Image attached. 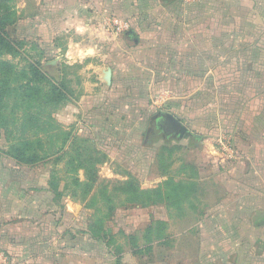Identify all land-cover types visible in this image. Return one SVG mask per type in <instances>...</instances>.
<instances>
[{"label": "crops", "instance_id": "crops-1", "mask_svg": "<svg viewBox=\"0 0 264 264\" xmlns=\"http://www.w3.org/2000/svg\"><path fill=\"white\" fill-rule=\"evenodd\" d=\"M30 5L33 15H26ZM20 9L18 25L31 27L34 40L51 43L67 66L93 75L81 106L89 132L114 133L109 126L137 91L161 85L169 97L171 88L192 81L187 88L197 90L199 105L238 118L241 128L228 130L222 147L212 145L221 137L213 139L206 124L189 130L185 112L157 111L141 136L144 143L193 144L194 169L184 164L178 171L179 184L193 186V195L181 200L178 226L194 235V264H264V0H23ZM144 74L151 79L146 87ZM159 112L158 120H175L191 137L160 135Z\"/></svg>", "mask_w": 264, "mask_h": 264}, {"label": "rangeland", "instance_id": "rangeland-1", "mask_svg": "<svg viewBox=\"0 0 264 264\" xmlns=\"http://www.w3.org/2000/svg\"><path fill=\"white\" fill-rule=\"evenodd\" d=\"M22 1L3 2L14 8L19 18L23 16ZM26 13L33 15L31 5ZM18 23L19 19L6 31L10 39L22 42L23 47L16 57L0 55V62L8 61L16 71L39 63L53 82H66L73 95L52 113L51 118L65 136H74L78 144L68 150L65 147L51 158L29 166L15 162L6 154L13 135L4 131L0 133V264H194V235L181 233L178 226L181 200L193 195L192 185L179 184L182 178H179L178 171L184 164L194 169L191 160L195 153L193 144L160 139H149L144 143L141 133L145 131L148 118L159 110L175 114L185 112L190 115V122L185 123L189 130L196 131L195 126L206 124L213 139L221 137L212 140V145L220 143L222 147L227 146L229 140L225 133L241 128L238 118L232 117L230 112L217 111L220 106L199 105L193 96L197 90L187 88L195 85L192 81L185 86L180 84V88L178 85L174 90L171 88L170 99L165 97L166 89L161 85L156 89L137 91L123 101L128 104L118 113L116 124L109 126L113 127L114 133L108 134L104 127L99 132H89L86 130L88 124L82 120L81 106L85 98L84 87L91 85L93 75L81 66L68 69L65 64L68 60L50 50L51 43L34 40L31 27L23 30ZM176 77L182 81L190 79L186 74H177ZM140 80L146 87V82L151 79L144 74ZM93 90L96 89L92 87ZM202 98L208 100V90L204 91ZM7 103L6 114L13 102L10 99ZM168 104H179V109L168 107ZM193 106L196 110L190 111ZM19 111L18 117L22 116L23 110ZM62 138H55L57 145ZM92 148L98 154L91 155ZM83 151H88V155L84 156ZM81 154L85 157L82 161L90 160L96 168L95 184L87 196L76 190L72 198L74 179L85 184L93 176L89 170L86 173L82 169L69 170L81 162L77 160ZM71 160L78 162L71 164ZM53 182L57 184L56 192ZM131 185L143 192L160 188L162 196L169 200L163 202L165 207L143 208L136 200L129 203L127 199L133 193L128 189ZM101 192L103 200L107 198L109 203L104 201L96 203L94 209L87 208L88 198L95 194L101 199ZM98 204L102 207L99 210ZM109 206L114 207L112 213L108 211ZM164 216L168 222L160 221ZM158 222L163 223L157 225ZM151 225L155 232L150 235L149 245L146 229ZM133 245L142 247L138 254L134 253Z\"/></svg>", "mask_w": 264, "mask_h": 264}, {"label": "trees", "instance_id": "trees-1", "mask_svg": "<svg viewBox=\"0 0 264 264\" xmlns=\"http://www.w3.org/2000/svg\"><path fill=\"white\" fill-rule=\"evenodd\" d=\"M2 0L0 5V55L8 54L16 57L19 55V50L23 47L22 42L13 41L10 39L7 28L13 26L17 21V15L14 8L5 5ZM71 67H68L70 69ZM66 82L60 83L53 82L41 69L39 63H32L28 65V69H21L16 71L14 66L8 61L0 62V133L4 131L6 134H12V143L10 144L6 154L11 157L15 162L23 165L32 166L41 161L51 158L70 147H77L76 138L71 136H65L57 126L54 125L51 115L54 111L59 109V106L65 102H68L72 97L73 92L66 86ZM12 100L13 104L8 110V100ZM61 107V106H60ZM22 109V113L19 117L17 114ZM20 128L22 131L20 132ZM62 136L61 142L57 145V137ZM69 137V138H68ZM71 138V140H70ZM75 139V140H74ZM70 140V141H69ZM74 144V146H72ZM66 152V151H64ZM85 155H88V151H83ZM92 154H98L95 149H91L89 152ZM77 160H81L74 168L69 169L76 172L78 169L91 171L93 176L86 180L85 184H81L78 179L73 181V190L71 189V197L73 198L76 190H80L84 196H87L92 191L95 182L93 181L95 170L94 165L85 158L83 154L78 155ZM77 160L70 161L77 164ZM96 169V168H95ZM52 187L54 192L57 190V184L53 182ZM133 191L132 197L127 199L129 203H139L141 207H147L155 205L157 203L168 201V197H163L160 188L152 189L150 191L143 192L137 190L132 185L128 187ZM136 195V196H135ZM57 196H61L57 193ZM103 194L101 192V199H97L96 195H91L85 206L90 209H94L96 203H104L107 198L103 200ZM87 198V197H86ZM82 201V200H81ZM97 210L102 207L98 204ZM114 210L113 206L108 207L109 213ZM162 222H158L157 225H161ZM160 231V228H157ZM155 232L153 227L146 229V242H150V235ZM134 253L138 254L139 250L136 245H133Z\"/></svg>", "mask_w": 264, "mask_h": 264}, {"label": "water", "instance_id": "water-1", "mask_svg": "<svg viewBox=\"0 0 264 264\" xmlns=\"http://www.w3.org/2000/svg\"><path fill=\"white\" fill-rule=\"evenodd\" d=\"M159 117H164V114L162 112H159L155 117L154 120H156L155 123V127H157L158 133L166 138H168L170 135L167 134V126H165L163 123H161L158 118ZM170 123L173 124V126H175V130H173V133H171V136L177 140H181V139H188L189 137H191V133L188 131V129L183 126V125H179L177 126V122L173 119H169L168 120ZM158 124V125H156Z\"/></svg>", "mask_w": 264, "mask_h": 264}, {"label": "flooded vegetation", "instance_id": "flooded-vegetation-1", "mask_svg": "<svg viewBox=\"0 0 264 264\" xmlns=\"http://www.w3.org/2000/svg\"><path fill=\"white\" fill-rule=\"evenodd\" d=\"M161 123H163L165 126H167V134H169V135H171V133H173V130H175L174 128H175V126H173V124L172 123H170L168 120H166V119H162V120H159ZM156 125H158V124H156ZM157 127L158 126H156V127H154L155 129H156V131L158 132V130H157Z\"/></svg>", "mask_w": 264, "mask_h": 264}]
</instances>
